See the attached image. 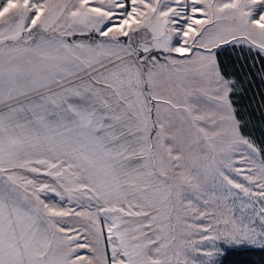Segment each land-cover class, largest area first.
Returning <instances> with one entry per match:
<instances>
[{
    "label": "snow or ice",
    "instance_id": "1",
    "mask_svg": "<svg viewBox=\"0 0 264 264\" xmlns=\"http://www.w3.org/2000/svg\"><path fill=\"white\" fill-rule=\"evenodd\" d=\"M225 45L264 54V0H0V264L264 250Z\"/></svg>",
    "mask_w": 264,
    "mask_h": 264
},
{
    "label": "trees",
    "instance_id": "2",
    "mask_svg": "<svg viewBox=\"0 0 264 264\" xmlns=\"http://www.w3.org/2000/svg\"><path fill=\"white\" fill-rule=\"evenodd\" d=\"M218 51V62L236 84L230 97L241 133L264 153V54L234 45ZM219 264H264V250L255 246L225 250Z\"/></svg>",
    "mask_w": 264,
    "mask_h": 264
},
{
    "label": "rangeland",
    "instance_id": "3",
    "mask_svg": "<svg viewBox=\"0 0 264 264\" xmlns=\"http://www.w3.org/2000/svg\"><path fill=\"white\" fill-rule=\"evenodd\" d=\"M205 197L210 200H220L221 199V192L219 189H216L212 186L211 183L207 185V190L205 192ZM229 205H231V200L229 199L227 201ZM239 204L237 203V211L236 215L239 216L240 212L238 211ZM211 243V242H210ZM242 246H253L248 243H227L224 241H217L214 244V247L216 249V255L213 257L214 264H219L221 257L225 253V250L228 248L233 247H242Z\"/></svg>",
    "mask_w": 264,
    "mask_h": 264
}]
</instances>
